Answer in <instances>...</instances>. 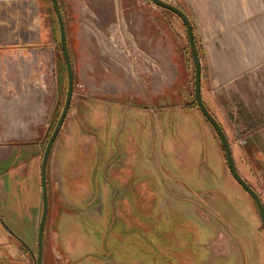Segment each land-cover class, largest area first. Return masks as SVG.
Returning <instances> with one entry per match:
<instances>
[{"label": "rangeland", "instance_id": "rangeland-1", "mask_svg": "<svg viewBox=\"0 0 264 264\" xmlns=\"http://www.w3.org/2000/svg\"><path fill=\"white\" fill-rule=\"evenodd\" d=\"M166 1L188 11L184 0ZM58 2L73 71L65 127H78L85 145L94 144L82 189L57 190L45 169L41 263L264 264L256 206L231 176L194 100L193 61L179 16L151 0ZM52 10L51 0H0V38L14 44L0 47V64L9 62L12 72L0 87L8 86L14 119L22 118L20 105L31 108L30 126L18 140L3 141L0 119V154H32L46 129L40 162L64 102L67 76ZM189 19L197 31V18ZM207 65L208 102L201 97L264 205V63L244 70L230 64L231 77ZM29 188V225L16 224L19 241L32 242L34 264L32 182ZM37 194L38 222L40 176Z\"/></svg>", "mask_w": 264, "mask_h": 264}, {"label": "crops", "instance_id": "crops-1", "mask_svg": "<svg viewBox=\"0 0 264 264\" xmlns=\"http://www.w3.org/2000/svg\"><path fill=\"white\" fill-rule=\"evenodd\" d=\"M184 3L188 11L184 7L183 10L188 17L191 15L197 18V31L193 29L199 39L200 90L204 100L208 102V93L202 84L205 79L203 70L207 64H214L220 75L231 77L230 64H235L236 70H244L264 63V0H184ZM9 46H14L12 41L0 38V47ZM8 65L9 62H5L4 66L0 64V83L7 80L12 73ZM6 89L0 87V119L4 127L3 141L11 142L18 140V136L25 135L23 128L30 126L31 108L20 105L17 109L22 118L14 119L12 110L14 105L6 96ZM215 101L219 106L220 101L218 99ZM24 119L27 122L23 121ZM65 122L64 119L51 146L50 165L47 161L48 177L55 179L53 184H57L52 185V189L56 186L57 190L65 188L69 191H78L82 189L81 185L84 184L87 175L86 169L89 167V159H92L91 150L94 142L86 141L85 145L78 127L73 131L68 124L65 127ZM45 132L46 129L41 138L32 143V154H14L13 150L10 154L8 151L5 155L0 154V165L10 161L8 165L0 166V264H30L32 242L25 246L19 241L21 235L18 233L19 227L16 223L26 221L29 225L28 203L25 200L32 182L35 189L32 192L35 201L33 226L35 225L37 230L36 219L39 211L37 179L39 180L40 176L38 152ZM79 149L82 150V154L76 153ZM114 153L116 151L111 154ZM89 173V181L92 182L93 170ZM81 176L84 179H81ZM2 201L4 204H1ZM9 222L11 226L7 224Z\"/></svg>", "mask_w": 264, "mask_h": 264}, {"label": "water", "instance_id": "water-1", "mask_svg": "<svg viewBox=\"0 0 264 264\" xmlns=\"http://www.w3.org/2000/svg\"><path fill=\"white\" fill-rule=\"evenodd\" d=\"M154 4L166 8L172 12H174L179 18L182 20L186 32V37L188 41V46L190 50V54L193 61V93H194V99L196 101V104L201 110L203 116L208 120L212 128L214 129L216 136L218 137L223 153L224 158L226 162V166L231 174V176L234 178V180L247 192V194L252 198L260 221H261V227L264 230V205L263 202L259 196V194L256 192L254 188L244 179V177L239 173V171L236 168L235 163L233 162V157L230 149L229 141L227 140L226 134L220 125L218 123V120L216 117L211 113V111L207 108L205 102L203 101L201 97V90H200V59L198 55V50L195 44L194 39V32L192 28V23L188 17V15L184 12L182 8L179 6H176L175 4L166 1V0H151ZM52 8L57 20L58 24V31H59V42H60V49L62 52V56L64 59V65L66 70V78H67V85H66V91H65V98L64 102L62 104L60 113L56 119V122L50 132V135L47 139V142L45 144V147L42 152L41 161H40V186H41V211L40 216L37 224V230H36V257L34 264H42V255H43V232H44V224L47 216L48 211V193H47V180H46V170L47 169V161L49 157V153L51 150V146L53 144V141L55 140V137L58 133V129H60L65 115L67 113L69 102L72 95V87H73V71H72V65L71 60L67 48V42L65 37V30H64V23H63V17L61 14V9L59 7L58 0H51Z\"/></svg>", "mask_w": 264, "mask_h": 264}, {"label": "trees", "instance_id": "trees-1", "mask_svg": "<svg viewBox=\"0 0 264 264\" xmlns=\"http://www.w3.org/2000/svg\"><path fill=\"white\" fill-rule=\"evenodd\" d=\"M158 6V5H157ZM160 7V6H159ZM161 8H163V7H161ZM164 9H166V8H164ZM166 10H168V9H166ZM170 11V10H169ZM172 12V11H171ZM174 13V12H173ZM61 50V49H60ZM63 57V56H62ZM195 100V99H194ZM196 102V101H195ZM197 105V104H196ZM207 106V105H206ZM208 108V107H207ZM199 109V108H198ZM209 109V108H208ZM210 110V109H209ZM211 111V110H210ZM202 113V112H201ZM212 113V112H211ZM213 114V113H212ZM203 115V114H202ZM214 115V114H213ZM215 116V115H214ZM205 118V117H204ZM205 120L208 122V120L205 118ZM209 123V122H208ZM210 124V123H209ZM212 127V126H211ZM213 129V128H212ZM214 130V129H213ZM222 148V147H221Z\"/></svg>", "mask_w": 264, "mask_h": 264}]
</instances>
